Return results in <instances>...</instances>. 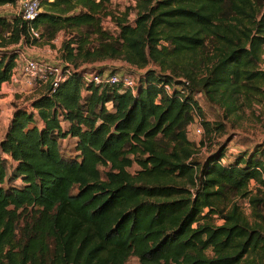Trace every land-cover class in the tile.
Returning <instances> with one entry per match:
<instances>
[{"label": "trees", "instance_id": "16d2710c", "mask_svg": "<svg viewBox=\"0 0 264 264\" xmlns=\"http://www.w3.org/2000/svg\"><path fill=\"white\" fill-rule=\"evenodd\" d=\"M110 5L43 0L32 22L0 16V89L20 45L51 46L60 32L74 71L13 107L0 136V264H264V149L200 161L187 136L197 96L234 112L263 95L262 0H137L132 23ZM107 60L144 70L135 93L85 82Z\"/></svg>", "mask_w": 264, "mask_h": 264}, {"label": "rangeland", "instance_id": "374dc122", "mask_svg": "<svg viewBox=\"0 0 264 264\" xmlns=\"http://www.w3.org/2000/svg\"><path fill=\"white\" fill-rule=\"evenodd\" d=\"M137 0H111L110 9L116 13L125 12L129 9V21L132 23L135 18V12L132 8L135 6ZM264 4V0H262ZM131 9V10H130ZM18 9L15 6L0 7V16H14L17 15ZM110 19L104 20V27L111 32L115 30ZM65 41V33L60 32L53 44H37L24 48V51L31 58L45 62L47 64L58 66L63 65L61 62V46ZM206 49L201 53V59L204 61L202 66V72H205L204 65H206V57L211 55V41H207ZM264 59V58H263ZM259 68L264 70V62L260 63ZM93 69L90 71H97L102 69L108 72L124 73L131 75L138 82V78L144 73V70H137L129 67L121 61L107 60L100 64H94L88 68ZM148 69H154L149 66ZM261 90L264 91V83L260 85ZM41 88L30 87V90L22 91L17 89L13 93V97L6 103H1L0 113V136L3 135L6 128L8 116L10 115V108L27 106L32 98L41 91ZM263 98V99H261ZM198 105L202 111V116H195L193 124L188 128V139L194 145L195 158L198 160H204L210 152H215L219 147H227V158L233 159L240 153L250 154L259 149H264V93L259 97H251L248 100L245 96L239 97L236 106L237 110L234 112H228L224 107L214 102L205 99L202 95L196 97ZM13 111V110H12ZM203 122L208 124V127L202 125ZM204 143L202 146L201 143ZM74 143L72 139H66L61 142L62 148L67 156L74 157ZM12 166H7V174L10 176ZM138 170L136 165L130 169V172L134 173ZM7 177V179H8ZM257 186L254 182L250 184L249 190L255 193ZM264 191V189H262ZM241 207L243 214L251 219V210L246 200H236ZM128 264H137L135 259H131Z\"/></svg>", "mask_w": 264, "mask_h": 264}, {"label": "built area", "instance_id": "2783aa9c", "mask_svg": "<svg viewBox=\"0 0 264 264\" xmlns=\"http://www.w3.org/2000/svg\"><path fill=\"white\" fill-rule=\"evenodd\" d=\"M43 0H16L17 15L23 20L32 22L41 12V2ZM52 2L54 0H46ZM29 36L31 39H39L40 33L34 28H29ZM26 46L20 45L17 58L15 60V68L12 72L10 80L6 82L11 90L18 88L22 84L30 87L41 88L48 83L50 84L51 93H54L59 85L74 72L67 65L53 66L37 59L31 58L24 51ZM85 82L101 86H117L121 85L123 89H129L135 93L137 82L131 75L124 73H111L105 70L103 73L85 74ZM169 90V88H166Z\"/></svg>", "mask_w": 264, "mask_h": 264}, {"label": "crops", "instance_id": "0c3cea01", "mask_svg": "<svg viewBox=\"0 0 264 264\" xmlns=\"http://www.w3.org/2000/svg\"><path fill=\"white\" fill-rule=\"evenodd\" d=\"M18 88L21 89L22 91H27V92L30 90V86L24 85V84H22ZM18 88L11 90L10 87H8V85L6 83H4L1 86V89H0V109H1V103H6V101L10 100V98L13 97V93H15V91ZM9 112H10V115L8 116V119H7L6 128L8 126V123H9L11 115H12V108H10ZM6 128H5V130H6Z\"/></svg>", "mask_w": 264, "mask_h": 264}]
</instances>
